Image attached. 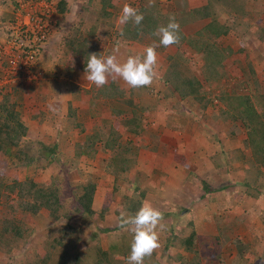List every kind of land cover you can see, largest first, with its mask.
I'll use <instances>...</instances> for the list:
<instances>
[{
  "label": "trees",
  "instance_id": "obj_1",
  "mask_svg": "<svg viewBox=\"0 0 264 264\" xmlns=\"http://www.w3.org/2000/svg\"><path fill=\"white\" fill-rule=\"evenodd\" d=\"M40 1L45 4L51 2L0 0V23L11 22L12 13L20 4H38ZM171 1L155 0L152 7H138L144 15L142 24L139 27L131 22L119 24V30H116L112 21L117 19L113 12L116 9L114 0H91L87 12L95 15L92 27L81 30V24L73 26L63 37V51L65 56L69 55L77 62V71L85 73L86 57L92 53L100 54L91 39L102 24L114 30V44L119 42L125 50L132 44H144L146 47L154 43L159 45V38L153 33L159 26H166L170 16H175L181 26V42L171 46L174 47L173 51L166 54L158 80L162 87L161 97L176 101L171 108L179 107L183 110L181 119H167L166 127L181 130L192 118L197 122L196 131H201L202 135L208 136L209 133L215 137L217 131H222L223 135L229 136L232 131L236 132L237 136L244 138L242 142L250 156L242 162L243 178L238 186L245 190L242 195L233 194L227 186L217 189L211 183L215 179L210 180V184L208 180L199 179L194 172H188L193 178H198L197 188L203 193L201 199L214 206V210H209L202 219L194 221L190 218L186 223L189 229L186 233L177 232L178 227L170 228L163 242V261L158 260L153 253L151 257L145 258L144 264H247L251 259L255 263L259 260L252 248L255 242L248 238L245 240L246 237L243 240L236 237L233 239L235 234L232 232L240 226L246 229L248 224L246 221L239 225V221L246 217L236 212L233 204L250 201L248 208L260 213L262 217L264 215V94L260 92V85L256 81V66L247 55L242 59L246 81L236 84L229 91L225 89L224 62L233 51L222 46V38L234 36L241 53L245 47L240 38L248 37L251 45L254 44L251 37L262 42L264 27L258 26L257 22L253 27L249 20L235 16L238 8L234 0H205L203 5L202 2L190 0L187 7L177 11L173 10ZM66 6V1L60 0L55 5L54 14H63ZM162 7L167 11L164 12ZM170 10L172 13H168ZM42 19L46 21L45 17ZM189 26H194L196 30L192 28L189 31ZM253 47L258 53L260 45ZM42 50L40 48L38 51V61ZM144 50H133L130 55L142 56ZM165 50L163 46L156 48V52ZM192 57H198L202 62L198 72L193 68ZM37 66L38 62L35 67L41 72ZM70 68L72 71L55 67L48 73L54 78L51 80L54 87H76L71 78L77 80V74L73 73L72 66ZM249 79L252 85L246 83ZM30 83L16 81L0 87V264H126L133 234L119 228V215L121 211L135 214L146 201L145 193L134 186L136 196H124L121 203L116 205L118 207H114L117 218L113 225L104 224L101 227L96 224V220H103L111 206L115 205L113 194L117 190V182L129 179V174L137 165L140 149L156 151L158 148L157 135L146 134L149 125L144 123L146 111L155 108L146 104L141 97L151 91L150 88L126 89L123 82L121 85L115 81L102 88L94 84L87 90L77 88L79 91L75 95L76 99L79 94L92 95L93 102L83 115H79L68 103L63 118V133L70 137L76 135V141H73L70 155L63 160L58 139H54V142L47 140V143L45 139L39 138L31 147H24L25 141L32 134V123L27 111L29 108L26 105L32 98L39 103L46 98L42 95L41 84L35 87L36 84ZM34 94L36 97H33ZM137 98L139 102L135 103ZM101 108L109 110L107 118L100 116ZM33 118V123L36 119L40 124L54 119L52 117L47 120L43 110H38ZM94 119L99 124L87 135L86 123ZM116 120L120 123L114 128L113 122ZM100 125L104 126V130L99 128ZM145 134L149 136L146 146L142 143ZM98 152L107 155L102 165L103 176H108L113 182L111 191L106 192L100 207L95 197L96 188L100 184L81 169V166H89L87 161L93 160ZM57 163L61 168L60 173L51 176L46 183L36 182L31 175L19 179L14 174L21 168L28 171L32 168L34 171ZM217 166L220 168L221 163ZM234 170L235 173L236 168ZM72 172L81 174V179L69 182L68 174ZM214 194L219 202L215 200ZM248 208L241 211L245 216ZM205 219L212 222L215 234L199 233ZM31 223L38 227L31 226ZM86 229L90 230L88 236H84ZM35 233L42 238L37 248L22 245L27 244V238ZM20 247L24 248L23 252H20Z\"/></svg>",
  "mask_w": 264,
  "mask_h": 264
},
{
  "label": "rangeland",
  "instance_id": "obj_2",
  "mask_svg": "<svg viewBox=\"0 0 264 264\" xmlns=\"http://www.w3.org/2000/svg\"><path fill=\"white\" fill-rule=\"evenodd\" d=\"M59 1L60 0H51V2L47 3L48 8L53 11L50 17L51 23L53 25L51 26L48 39L42 45L43 50L40 59L38 61L37 67H40L41 70L39 68L38 69L41 71V75L34 80L33 77H31L32 79H27V81L31 82L30 85L36 84L35 87H37L38 84H41L42 95H45L46 98L44 97L45 100H41L40 103L36 99L32 98V100L28 102V105H26V108H29V110H27L28 116L31 119L30 122L33 125L31 124L32 134L28 138L27 142L25 141L24 147L26 148L31 147V145H34L36 140L39 138L45 139L44 141L47 143H48L47 140H50L52 142L54 139H58L59 149L64 155L62 159L65 160L70 155V151L72 150L74 145L73 141H76V139L75 137H70L65 133H63L64 123H65L63 118L67 112L66 109L64 108L63 112L60 113V109H62L60 107L61 105L59 106L60 102L53 101V99L50 98L51 94L55 95L56 91L57 90L59 91V89L58 87L53 86L51 80L54 78L51 77V75H48V73L52 71L55 67L60 68V70L66 69V71H72L70 68L72 66L73 73L75 75L77 74V80H74L73 78H71V80L76 85V87L73 88L67 87L68 92H66V89H60L62 94L59 97L60 98L59 100L61 101V103L62 102L65 103L66 99L70 97L69 99L71 98L75 99L74 101L83 107H87V105H90V103L93 102L92 95L79 94L80 97L76 99L75 89L79 88L80 90L82 89L84 90L85 89L84 87L87 88L89 86V82L86 79H84L86 73L77 71L76 68L77 62L75 63L73 61L74 58L70 57L69 55L65 56V52L63 51V47H62V41H63V37L73 26H79V24H81V28H80L81 30H88L90 27H92L95 15L93 14V12L92 14L87 12L89 6L88 4L90 3L91 0H65L67 6L64 9V13L55 15L54 14L56 12L55 5H57ZM28 4L29 6L32 7H34V5H38L39 8L40 5L45 3L40 1L38 4L37 3H28ZM114 4L116 5V9L115 10L113 9V12H115L117 19L112 21L114 22L113 27L116 30H119L118 18L125 4H128L134 8H138L140 6L149 7L148 0H114ZM221 4L222 2H220L219 5ZM162 8L164 12L167 11L165 7ZM222 8L223 7H221L220 11L222 10ZM96 23L99 22L96 21ZM234 29L235 27H233V30ZM114 38H115L114 30L105 28L102 24L98 28L95 37L91 39V42L95 45L96 50L100 54L106 57L112 54L113 48L116 46V44H114L115 43ZM240 41L244 42V47H246L245 44L249 41V39L247 38L246 41V39L244 38L243 41V39L240 38ZM138 45L147 46L144 44H137L136 46ZM226 45L227 47L230 48L231 42L229 41V39H224V41L222 42L223 47ZM45 50H47L48 55H46ZM132 51H133L132 48L131 49L127 48L124 50L122 47H120L119 56L121 55V53H124V55L127 57L132 53ZM261 51L263 50L261 49ZM124 55L120 56L122 60H125L126 58L124 57ZM165 55L166 53L162 54V52L157 51L158 58L162 60L163 57V61L165 59ZM232 55L238 57V59L233 61L231 57ZM226 60L224 62L225 70H226L224 87L226 90L229 91L230 89L235 87L236 84L240 85V82L246 81L245 75L243 74V70H242L243 69L242 64L245 63L242 62V60L239 58L238 55L233 54V52L228 56ZM40 63L42 65H40ZM196 64L197 61L194 60V63L192 65L194 70L198 72V68L200 67V65H196ZM254 66H256L254 68L256 81L260 85L261 88L260 92L264 94V65L263 66L254 65ZM163 68H164L163 66H157L158 77L162 74ZM20 82L24 83L25 81L24 79H20ZM246 83L252 85V80L249 79ZM123 85L125 86L126 89L130 88L124 82ZM149 88L151 91L149 92L147 91L145 95L141 97L143 101H146L145 102L146 104L155 106V108L153 109V111H146V113L144 114L146 115V120L144 121V123H148V124L151 123L149 121L152 120V116H151L152 114L154 115L153 119L158 118L157 122H163L164 121L163 118L166 119V121L167 119H177V120L181 119L180 115L183 109H180L179 107L178 109L175 108L173 109L170 107L176 101L173 102V100H166L161 97L162 87L158 78ZM33 97H36L35 94ZM37 98H39L38 95ZM134 101L135 103L139 102L138 98L135 99ZM37 108H39V110L44 111L47 120H49V118L52 117H54V119L49 120V122H43L42 124L38 123V120L35 119L33 123V119H34L33 117L34 116L36 117L37 115L36 113ZM51 110L52 111L59 110V112L53 113ZM106 110L107 109L101 108V112H100L101 117L103 118L107 117L105 113ZM47 111H49V113H47ZM81 112H83V114L85 113L84 108L81 110ZM189 119L190 120L188 122V125L190 127L189 130L191 133H188L187 126L183 127L181 130L171 129L166 126L165 127L163 126L164 127L163 128L162 126H160L163 130H165V132L169 133L167 137L170 139H168L167 141L172 143V145H167V148L165 147L161 151L162 152L161 155H164V153H168L169 151V154H165L168 155L169 157L166 156L167 158L164 159V162L158 164V167H160V170L162 171L163 174L162 179H159L160 177H154V174L149 176L140 169L137 170L134 169L136 172L134 173L133 170L131 172V175L129 174L128 180L126 181L119 180L117 182L118 183L117 190L113 194V198L116 201L115 205L111 206V209L109 210V212L105 214V218L103 220L100 219L96 220L97 221L96 224L101 227L104 224L110 226L113 225L115 221L114 219L117 218L115 215L116 210L114 211V207L115 208L118 207L116 205L121 203L124 196H134V195L136 196L134 191L135 189L134 186L140 189L142 192L145 193V200L149 202L153 207L159 209L164 216V219L162 221L163 229L162 230L158 229L160 231V236H159L160 247L154 252L156 254V258L160 261H163L164 259L165 253L163 254V250H164L163 242L165 240L164 239L165 234L167 231L170 230V228L178 227L177 232L186 233L187 231H189V229L186 227V223L190 218L196 221L197 218L200 219L204 218L205 214H207L209 210L212 211V208L214 210V206L209 205L206 202H203V200L201 199L203 193L200 189L197 188V185L199 184V180L198 178H193L192 175H189L188 173L189 171L194 172L201 180L202 178L206 181L208 180L207 181L208 183H210V180L215 179V181H211V183L212 186L213 187L215 186L217 189L223 186H227V188L229 187L231 188V190L229 189L228 191L232 192L233 194H241V195L244 194L243 192L245 191L244 188L241 189L238 187L239 181H241L243 178L241 172V169L243 167L242 162L244 159L249 158L250 156L249 151L243 145L242 140L244 138L242 136H237L238 133L236 132L233 133V131H232V135L229 136L223 135L222 131L220 132L217 131L215 133V137L213 134H209V133L208 136L202 135L201 131H196L195 128L197 126V122H195L196 120L194 119L192 120V118ZM207 121H210V119H207ZM88 122L90 123V125L86 123L88 127L87 135L90 134L89 132L90 129L94 130L95 126L97 125V120L96 119L92 121L88 120ZM119 123L120 121L118 120L114 121L113 122L114 128H117L119 126ZM99 128L101 130H104L103 125H101ZM194 129L195 132L193 133ZM154 131L155 130L152 129L150 130L148 126L146 134L148 133L153 134ZM211 131L212 128H210V132ZM58 132L60 133L58 134ZM156 133L159 135L160 133L159 129L157 130ZM197 133H199L200 136H198V139L201 140L202 143L200 144V148L204 151L203 153L207 158L206 162H208L211 171L210 169H206L205 166L206 163L204 164L202 170L204 171L203 173L197 169H191L193 168L194 165L193 161H194V157L196 156L194 155L195 152L193 149L195 148V145L192 144L195 142H194V138L192 139V137H196ZM146 134L144 135V139L142 143H146L148 141L149 136ZM232 136L236 138H232ZM150 139L152 140V137ZM186 148L189 150L186 151ZM202 156L199 155L198 157L202 158ZM106 159H107V155L99 152L95 155L93 160L87 161V164L89 166H85V165L81 166V169H83L85 173H89L91 177L97 179V181L100 184L99 186H97L96 194H95L98 207H100V205L102 204V200L105 197L106 192H110L113 185L112 180H110L108 176H103L102 165L106 161ZM148 161L149 159L145 157V162L147 163ZM216 163L217 164L221 163V167L219 170H216L214 167ZM165 168L167 171L164 174ZM234 168H236L235 173H234L235 171ZM60 171H61L60 165L57 163L50 166L45 165L34 171L32 168L30 171L21 168L16 170L14 174L17 177H19V179H22L25 176L30 177L31 175V177L36 182L46 183L49 181L51 176L60 173ZM81 177H82L81 174L78 175V173L72 172L71 174H68V178H69L68 181L69 182L72 180L77 181L78 179L80 180ZM214 198L216 201L219 200L215 194H214ZM249 203L250 201L246 203H242L241 201L240 202L238 201V202H234L233 204L234 205L233 209L236 212L240 213L242 216L246 217L245 220L239 221V225L243 222L248 221L246 229L245 228L242 229V226H240L238 227V229L232 232L235 234L233 236L234 237L233 239H235V237L240 239L242 238V240L245 239V237H246L245 240L252 239L255 242L254 247L252 248L253 251H256L255 254L259 257V260L253 263V259H251L250 261L248 260L247 264H264V215L262 217L260 216V213L256 211H252L250 208H248ZM247 208H248V214L247 216H245V214H243V212L241 211ZM250 210L252 211V213ZM189 211L190 214L188 213ZM166 214H168V216ZM211 223L212 222H209L208 220L205 219L204 222L201 223L200 225L201 228L199 233L204 235L215 234L216 231L212 228ZM28 224H30V222H28ZM31 226H34L35 228L38 227V225L34 223H31ZM38 233H40V231H38ZM38 233L29 236L27 238V242H26L27 244H22V245H26L25 246L26 248H28V245L33 249L37 248L42 241L41 235ZM88 233H90V230L86 229L84 236L86 235L88 236ZM23 251L24 248L20 247V252ZM165 264H167V262Z\"/></svg>",
  "mask_w": 264,
  "mask_h": 264
},
{
  "label": "clouds",
  "instance_id": "obj_3",
  "mask_svg": "<svg viewBox=\"0 0 264 264\" xmlns=\"http://www.w3.org/2000/svg\"><path fill=\"white\" fill-rule=\"evenodd\" d=\"M154 3L155 0H148L149 7L154 6ZM143 20L144 15L140 13L139 9L125 4L118 23L125 25L131 22L139 27ZM180 32V24L176 21L175 16H170L167 25L159 26L153 33L159 38V45L154 43L146 47L142 56L129 55L121 62L119 42L113 48L111 55L105 57L102 54L92 53L86 57L85 79L97 88L107 85L109 79L113 81L120 79L132 89L150 87L158 78L156 48L158 46L168 48L180 44ZM120 35L123 36L124 33L121 32ZM163 219V213L147 201L135 214H130L127 211L120 212L119 228L133 234L126 264H144L145 258L151 257L160 247L159 230L163 229Z\"/></svg>",
  "mask_w": 264,
  "mask_h": 264
},
{
  "label": "crops",
  "instance_id": "obj_4",
  "mask_svg": "<svg viewBox=\"0 0 264 264\" xmlns=\"http://www.w3.org/2000/svg\"><path fill=\"white\" fill-rule=\"evenodd\" d=\"M189 1L190 0H172L171 1V4L173 6V10H176L177 11L178 9H181V7H183V8L187 7ZM234 1H236V5H237V8H238V11L236 12L235 16H237L239 18H244L245 21H248L249 20L248 22L251 23L253 25V27H254L255 22H257L258 26L264 27V23H263L264 22V0H234ZM195 2H202V5H203L205 3V0H195ZM168 13H172V10H170ZM260 20H263V21L261 22ZM193 27L194 26H189V31H191ZM255 27H257V25H255ZM193 30L195 31L196 28H193ZM197 30H198V28H197ZM182 32L183 33H186L184 30H182ZM226 38L231 41L230 49L233 51V54L238 55L241 60L244 59V56L245 55H247L252 60V64L253 65H259V66H263L264 65V41L263 40H262V42H259L257 38H255V40H253V38L251 37V41H253L254 44L253 45L249 44V41L247 43L245 42L246 43L245 44L246 47H245L244 51H242L240 53L239 52L240 46H239V43L237 42V40L235 39V37L234 36H232V37H230V36L224 37V38H222V42ZM244 38L247 41V38L248 37H242L243 41H244ZM136 45H133L132 44L131 46H128L127 48H129V49L132 48L133 50H137V51H140L141 52L146 47V46H139V45L136 46ZM258 45H260V47H258ZM253 46L258 47V49H259V52L258 53L254 51V47ZM224 47H227V45L224 46ZM173 48L174 47H168V48H166V50L164 52H162V54L163 53L164 54L165 53L166 54L167 53H171L173 51ZM261 49L263 51H261ZM45 53H46V55H48L47 54V50H45ZM46 55H45V58H46ZM121 55H124V53H121ZM120 56H119V58H120L121 62H123L124 60H122V58ZM124 57H126V56L124 55ZM165 57H166V55H165ZM231 57H232V60L233 61H235V60L238 59V57H235L234 55H232ZM191 59L193 60V62H194V60L197 61V64L196 65H201V63H202L198 57H192ZM199 61H200V63H199ZM162 64H164L163 57H162V60L160 58H158L157 66H162ZM40 65H42V64L40 63ZM39 69H40V67H39ZM84 79H85V77H84ZM111 81H113V80L109 79V82H111ZM115 82H118V83H120L122 85V81L120 79L119 80L118 79L115 80ZM90 86H91V83H89V86L87 88L86 87H84V88L85 89H89ZM60 89H66V92H68L67 86L63 85L62 87L59 88V91L58 90L56 91V94L55 95L54 94H51V96H50V98L53 99V101L60 102L59 103V106L61 105L60 107L62 108V109H60V113L63 112L64 108L66 109V112H67V109H68V106H69L68 103H70L71 106L74 109H76V111H77V113L79 115H83V112H81V110L83 108H84V110L89 109V105H87V107L80 106L77 102L74 101L75 99H73V98L69 99L70 97L66 99V102L65 103H63V102L61 103V101L59 100L60 99L59 97L62 94V92L60 91ZM75 92L76 93L78 92L77 89H75ZM38 110H39V108H37L36 113H38ZM47 112H49V111H47ZM52 112L53 113H57V112H59V110H57V111L54 110ZM105 113H106V116L108 117L109 110H106ZM102 114H103V112H102ZM151 116H152V120L150 119L151 121H149V122H151V123H149L148 125H149V129L150 130L151 129L152 130H155L153 134H156L157 135L158 148H157L156 151H151L150 149H146V148L140 149V151L138 153V157H137V165H136V167L134 169L135 170L140 169L145 174H148L149 176H151L152 174H154V177H160L159 179H162L163 174H162V171L160 170V167H158V164H161V163L164 162V159H166L167 158L166 156H168V155H165V154H169V151H168V153H164V155H161V153H162L161 151H162L163 148H165V147L167 148V145H172V143H170V142L167 141L168 139H170V138L167 137V135H169V133L165 132V130H163L160 127V126H162V127L163 126L164 127L166 126V119L163 118V120H164L163 122H157L158 121V118H154L153 119V116H154L153 114ZM87 124L90 125L89 122ZM97 124H99V123H97ZM186 126H187L188 133H191L190 130H189V128H190L189 125L187 124ZM158 129L160 131L159 135L156 133ZM90 130H92V129H90ZM194 132L195 131H193V133ZM198 136H200L199 133H197L196 137H192V139L194 138V142H195V143H192V144L195 145V148H193V149H194V152H195L194 155H196V156L194 157V161H193V164L194 165H193V168H191V167L190 168L191 169H197V170H199L200 172L203 173L204 171H202V170H203V167H204V164L205 163H206L205 164L206 169H210V171H211V168L208 165V162H206L207 161V158H206V156L203 153L204 151L200 148V144H202V143H201V140L198 139ZM232 138H236V137H233L232 136ZM75 139H76V135H75ZM147 143H148V141L146 143H143V145L146 146V145H148ZM145 150H147V151H145ZM187 150H189V149L186 148V151ZM199 155L200 156L204 155V156H202L203 159L201 157H198ZM145 157L149 159V161L147 162L148 164L145 162ZM215 166H216V168H215L216 170H219L220 169L217 166V163L214 165V167ZM134 169H132V171ZM135 170L133 171L134 173L136 172ZM166 171L167 170L165 168L164 169V174H165ZM158 173H159V175H158ZM130 175H131V173H130Z\"/></svg>",
  "mask_w": 264,
  "mask_h": 264
},
{
  "label": "built area",
  "instance_id": "obj_5",
  "mask_svg": "<svg viewBox=\"0 0 264 264\" xmlns=\"http://www.w3.org/2000/svg\"><path fill=\"white\" fill-rule=\"evenodd\" d=\"M52 13L47 4L38 8L25 3L14 10L11 22L0 23V87L41 75L35 66L51 29Z\"/></svg>",
  "mask_w": 264,
  "mask_h": 264
}]
</instances>
